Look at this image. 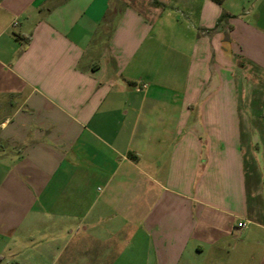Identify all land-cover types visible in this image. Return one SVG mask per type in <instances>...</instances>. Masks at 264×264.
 I'll use <instances>...</instances> for the list:
<instances>
[{
  "label": "crops",
  "instance_id": "obj_1",
  "mask_svg": "<svg viewBox=\"0 0 264 264\" xmlns=\"http://www.w3.org/2000/svg\"><path fill=\"white\" fill-rule=\"evenodd\" d=\"M0 264H264V0H0Z\"/></svg>",
  "mask_w": 264,
  "mask_h": 264
},
{
  "label": "built area",
  "instance_id": "obj_2",
  "mask_svg": "<svg viewBox=\"0 0 264 264\" xmlns=\"http://www.w3.org/2000/svg\"><path fill=\"white\" fill-rule=\"evenodd\" d=\"M245 227V224H242V225H240V227L239 228H244Z\"/></svg>",
  "mask_w": 264,
  "mask_h": 264
},
{
  "label": "trees",
  "instance_id": "obj_3",
  "mask_svg": "<svg viewBox=\"0 0 264 264\" xmlns=\"http://www.w3.org/2000/svg\"><path fill=\"white\" fill-rule=\"evenodd\" d=\"M214 1H216V2H218V3H221L223 0H214Z\"/></svg>",
  "mask_w": 264,
  "mask_h": 264
}]
</instances>
